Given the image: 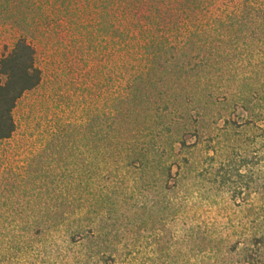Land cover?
Instances as JSON below:
<instances>
[{
  "label": "rangeland",
  "instance_id": "1",
  "mask_svg": "<svg viewBox=\"0 0 264 264\" xmlns=\"http://www.w3.org/2000/svg\"><path fill=\"white\" fill-rule=\"evenodd\" d=\"M214 1L230 11L244 4ZM118 18L105 0H0V58L24 38L41 71L15 106V132L0 142V264H203L205 236L228 264L241 262L238 249L249 247L264 208L262 150L247 147V128L224 124L241 125V108L216 106L210 118L185 123L183 138L195 147L181 155L184 179L170 191L134 181L135 172L83 183L88 171L105 173V132L117 133L109 112ZM184 53L191 63L208 55Z\"/></svg>",
  "mask_w": 264,
  "mask_h": 264
},
{
  "label": "trees",
  "instance_id": "2",
  "mask_svg": "<svg viewBox=\"0 0 264 264\" xmlns=\"http://www.w3.org/2000/svg\"><path fill=\"white\" fill-rule=\"evenodd\" d=\"M243 3L230 11L215 8L214 0H105V7L119 15L117 105L109 112H115L117 133L112 135L111 127L105 132V173L88 171L83 183L119 181L135 172L139 178L134 181L153 182L158 191L176 188L184 179L181 155L195 147L183 138L185 123L205 120L216 106L248 113L241 125L225 119V127L247 128V147L259 145L264 155V0ZM240 20L249 25H236ZM186 49L208 55L191 63ZM214 69L225 75L210 76ZM229 80L236 86L233 92ZM40 81L35 49L20 38L0 58V142L15 132L17 102ZM255 216L249 247L238 249L241 262L236 264L262 262L264 208ZM205 237L203 264H228L226 256H218L214 240Z\"/></svg>",
  "mask_w": 264,
  "mask_h": 264
}]
</instances>
